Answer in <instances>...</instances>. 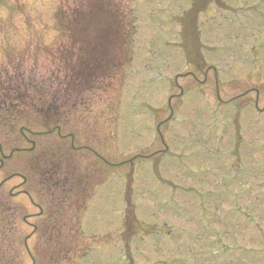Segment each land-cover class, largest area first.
<instances>
[{
	"label": "rangeland",
	"instance_id": "obj_1",
	"mask_svg": "<svg viewBox=\"0 0 264 264\" xmlns=\"http://www.w3.org/2000/svg\"><path fill=\"white\" fill-rule=\"evenodd\" d=\"M108 1L94 21L84 10L93 44L106 53L103 35L125 24L134 57L88 89L59 85L63 140L40 126L37 109L18 121L9 114L15 99L8 112L0 104V264H33L29 252L35 264H264V0L212 1L196 22L199 68L181 46L180 17L191 0ZM59 4L0 0L1 94L20 83L28 96L40 98L45 87L54 94L68 72L66 54L92 50L66 48L79 33L76 25L57 29ZM151 154L129 165L131 156ZM96 155L119 166L101 171ZM84 174L102 185L81 205L76 180L84 191ZM119 206H128L123 225ZM224 234L239 240L233 253Z\"/></svg>",
	"mask_w": 264,
	"mask_h": 264
}]
</instances>
